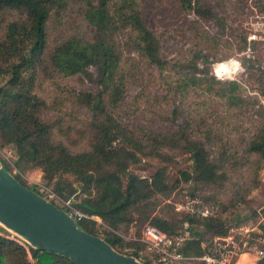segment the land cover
Segmentation results:
<instances>
[{"label":"trees","instance_id":"obj_1","mask_svg":"<svg viewBox=\"0 0 264 264\" xmlns=\"http://www.w3.org/2000/svg\"><path fill=\"white\" fill-rule=\"evenodd\" d=\"M177 1L182 11L195 17L213 16V6L205 0ZM258 10L264 13V1L258 3ZM65 13L71 18L67 24L64 22L68 30L62 29L58 38L49 40L48 26L61 24ZM123 33L127 34L125 44L130 51H137L149 64L162 65L157 37L144 24L139 0H0V147L10 146L14 150L15 167L19 170L37 169L64 200L62 205L52 203L66 212L80 213L82 216H73L75 224L101 237L119 253L132 249L129 255L143 264H151L158 256L138 239L124 242L118 234L120 227L126 229L136 216L141 224L147 221L166 235L182 229L186 236L177 250L183 257H195L206 250L212 238L229 233L231 227L221 218L229 207L209 194L200 199L192 213L178 216L170 213V208H157L160 201L155 196H168L180 181L192 182L193 189L222 187L228 180L223 163L229 158L224 152L212 158L203 141L188 135L181 134L176 139L173 135L134 129L112 114L125 90L116 40ZM250 61L245 65L247 84L251 85L253 76L264 83V65ZM222 63L233 66L229 61L217 64ZM89 66L97 68L101 89L96 93H69L74 102L89 111L90 117L86 130L76 139L63 132L66 145L55 138L54 122L42 118L47 105L35 88L41 79L55 85L56 77L84 74ZM219 84L221 87L224 82ZM83 136L87 138L86 148L75 151L68 147ZM169 145L180 148L190 163L189 171H179V179L172 184L162 165L174 154L162 150ZM243 152L254 156L257 172L264 161V120L252 129ZM144 159H157L158 163L151 165ZM137 164L152 170L144 177L136 175L130 167ZM33 191L41 195L39 189ZM240 197L237 195L236 200L243 199ZM200 210H207V214L202 215ZM250 216L258 215L253 212ZM96 226L101 227L102 236ZM256 230L264 236V222ZM203 235L208 238L204 239ZM201 241L206 242L203 249L199 247ZM0 264L73 263L66 257L25 248L0 236ZM256 264H264V254Z\"/></svg>","mask_w":264,"mask_h":264},{"label":"rangeland","instance_id":"obj_2","mask_svg":"<svg viewBox=\"0 0 264 264\" xmlns=\"http://www.w3.org/2000/svg\"><path fill=\"white\" fill-rule=\"evenodd\" d=\"M205 1L213 6L212 17L199 18L184 12L177 0H139L144 24L157 37L158 57L162 65L149 64L137 51H130L125 44L127 34H118L116 40L121 53L125 90L112 114L134 129L173 135L176 139L181 134L188 135L191 139L203 141L212 158L224 152L229 158L223 163L228 180L222 187L193 189L192 182L180 181L168 196L157 194L155 198L160 201L157 208H170V213L180 216L192 213L202 197L213 194L218 203L229 207L221 218L237 235L243 231L239 228L255 231L257 225L264 222V161L256 172L254 156L243 152L252 129L264 120V92L260 93L263 81H257L253 76L249 85L245 74L249 60L264 65V41H247L249 25L244 20V10L239 2ZM70 20L69 14L65 13L61 24L50 23L49 40L58 38L65 28L64 22L67 24ZM227 61L233 66L230 63L217 64ZM225 71H229V75L222 78ZM97 74V68L89 66L84 74L56 77L55 85L43 79L36 85V93L47 105L42 118L54 122L55 138L66 145L63 132L76 139L80 132L86 130L90 117L89 111L74 102L69 93L98 92L101 87L97 83ZM219 82L224 84L220 87ZM227 82L230 86L226 85ZM86 139L83 136L81 141L68 147L82 150L86 148ZM170 148L172 152L168 150ZM162 150L169 155L174 153L169 162L162 164L169 184H172L179 179V171H189L190 163L180 148L169 145ZM15 159L10 146L0 147V164L27 188L40 190L39 185H43L56 194L52 183L47 184L37 169L24 167L19 170L15 167ZM144 160L151 165L158 163L157 159ZM151 170V167L143 169L140 164L130 167L131 172L143 177ZM67 178L72 179L70 176ZM237 195L243 199L236 200ZM56 197L54 201L62 205L64 200L57 194ZM253 212L257 213V218L250 216ZM94 219L99 223L97 217ZM141 223L134 216V221L126 229L121 226L118 234L124 242L139 239ZM95 229L102 236L101 227L96 226ZM176 232L184 231L178 229ZM203 238L208 236L203 235ZM201 243L199 247L202 249ZM131 252L129 248L124 250L128 255ZM176 264L201 262L193 260Z\"/></svg>","mask_w":264,"mask_h":264},{"label":"water","instance_id":"obj_3","mask_svg":"<svg viewBox=\"0 0 264 264\" xmlns=\"http://www.w3.org/2000/svg\"><path fill=\"white\" fill-rule=\"evenodd\" d=\"M225 75L229 71L222 78ZM0 224L33 249L66 257L73 264H143L79 228L66 211L21 185L1 164Z\"/></svg>","mask_w":264,"mask_h":264},{"label":"built area","instance_id":"obj_4","mask_svg":"<svg viewBox=\"0 0 264 264\" xmlns=\"http://www.w3.org/2000/svg\"><path fill=\"white\" fill-rule=\"evenodd\" d=\"M262 1L264 0H236L243 7V17L249 25L247 41H264V13L258 10V3ZM39 188L41 192L40 196L47 201L53 202L57 198L52 191L43 185H39ZM67 213L72 218L74 215L82 216L77 211H67ZM200 213L206 215L207 210H203ZM239 229L243 231L237 233V235L233 234V229H230L226 236L212 238L206 248V242H202V249L205 248L206 250L198 256L187 258L183 257L177 250L186 236V232H176L174 235H166L157 227L145 222L140 228L138 240L144 243L147 249L153 250L158 254L151 264H176L181 261L192 260H199L201 264H233V261L242 255H249L257 262L264 254V236L252 228ZM0 236L15 240L25 248L29 246L1 224Z\"/></svg>","mask_w":264,"mask_h":264},{"label":"crops","instance_id":"obj_5","mask_svg":"<svg viewBox=\"0 0 264 264\" xmlns=\"http://www.w3.org/2000/svg\"><path fill=\"white\" fill-rule=\"evenodd\" d=\"M233 264H256V262L249 255H242L238 259H235Z\"/></svg>","mask_w":264,"mask_h":264},{"label":"bare ground","instance_id":"obj_6","mask_svg":"<svg viewBox=\"0 0 264 264\" xmlns=\"http://www.w3.org/2000/svg\"><path fill=\"white\" fill-rule=\"evenodd\" d=\"M4 227V226H3ZM8 231H10L12 234H14L16 237L20 238L18 235H16L14 232H12L10 229L6 228ZM21 239V238H20ZM23 240V239H21ZM24 241V240H23Z\"/></svg>","mask_w":264,"mask_h":264}]
</instances>
